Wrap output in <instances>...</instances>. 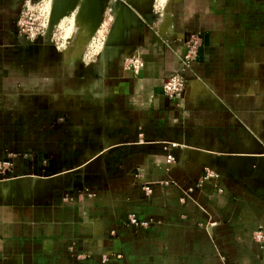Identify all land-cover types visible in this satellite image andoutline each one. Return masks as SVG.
Returning <instances> with one entry per match:
<instances>
[{
  "label": "crops",
  "instance_id": "crops-1",
  "mask_svg": "<svg viewBox=\"0 0 264 264\" xmlns=\"http://www.w3.org/2000/svg\"><path fill=\"white\" fill-rule=\"evenodd\" d=\"M134 13L100 63L17 38L0 0V160L45 177L37 198L0 194V264H264V0ZM175 72L186 87L168 98Z\"/></svg>",
  "mask_w": 264,
  "mask_h": 264
},
{
  "label": "rangeland",
  "instance_id": "rangeland-1",
  "mask_svg": "<svg viewBox=\"0 0 264 264\" xmlns=\"http://www.w3.org/2000/svg\"><path fill=\"white\" fill-rule=\"evenodd\" d=\"M25 1L26 0L19 1L20 2L18 6L19 11L22 9V6L25 4ZM31 1L36 3V2H41L42 0H31ZM56 1L57 0L43 1L47 5L46 8L49 11V16L50 14L52 15L53 13V6ZM119 1L64 0L65 7L67 5V10L65 12V15L60 17V19H58V21L52 27V33L56 34L57 37L55 41L57 43H61L62 39L59 37H61L62 35L64 38L63 51H67L68 53L69 51L76 50L78 48H79L78 51H80L81 48H83V54L80 57V60H85V61L97 60L98 56L103 50V47L105 46V41L108 35L110 34V31H112V28L114 27L112 35L114 34L118 35L121 31V26H122L121 18L126 13L124 12L125 9L121 10V6L122 7L125 6L129 9H132L133 11L139 8H143V0H119ZM59 4H60L59 2H56V7L64 6L62 3L60 4V6ZM167 6L168 5L165 6V9L167 8ZM82 28L84 29L82 30ZM92 38L95 39L94 40L95 43L90 47L89 44L91 43ZM67 41H69V43ZM78 44L83 45L84 47L83 46L81 48L77 47ZM4 177L5 178L0 179V182L3 181L2 182L3 184L9 183L10 181L15 182V185L7 191L0 188V191H2V193L5 194L7 193L9 195H13L18 187L22 189L24 195L26 193H31L32 186L31 185L27 186V184L29 182L30 183L39 182L38 180L29 181V179L27 178H21V179L11 178L12 176H7V175H5Z\"/></svg>",
  "mask_w": 264,
  "mask_h": 264
},
{
  "label": "built area",
  "instance_id": "built-area-1",
  "mask_svg": "<svg viewBox=\"0 0 264 264\" xmlns=\"http://www.w3.org/2000/svg\"><path fill=\"white\" fill-rule=\"evenodd\" d=\"M32 2L31 0H26L25 4L22 6V9L19 11L18 17L15 20V28L17 31V34L20 38L32 41L33 39L37 37H41L44 39L46 30L48 28L49 23V11L46 8V4L43 2ZM169 0H153L152 1V10L155 14L161 15L165 12V6L168 5ZM30 3V4H29ZM31 6V7H30ZM35 6V7H34ZM61 38V37H59ZM57 39L56 34L52 33L51 35V42L56 44L57 48H64V46L61 43H57L55 40ZM62 39V38H61ZM95 39H91V43L89 46L91 47L95 41ZM188 40V38H186ZM188 44V51L184 56V65H187L188 62L191 61L190 57V51L193 48L194 44ZM127 68L132 69L135 73L140 68V61L138 57H136L134 54H129L127 57ZM186 87V80L185 78L180 74V72H175L172 75H170L168 78H166L162 83V92L163 94L168 98H180L183 96L184 89ZM166 160L168 162L173 160V157L171 155H167ZM10 166V162L7 160H0V174L6 175V171ZM212 172L209 170H206V175L211 176ZM146 192H150V189L148 187H144ZM128 222L130 224L136 225V226H142L146 227L148 225V221L143 220H137V218L130 214L128 215ZM254 240L261 243V245L264 243V234L262 231H255L253 233Z\"/></svg>",
  "mask_w": 264,
  "mask_h": 264
},
{
  "label": "water",
  "instance_id": "water-1",
  "mask_svg": "<svg viewBox=\"0 0 264 264\" xmlns=\"http://www.w3.org/2000/svg\"><path fill=\"white\" fill-rule=\"evenodd\" d=\"M57 1H59V0H57ZM116 1H119V0H116ZM149 1H150V8L152 9V1L153 0H149ZM56 2L54 4V6H53V13H52V15L50 14L48 28L46 30V34H45V37H44V40H46L48 43H51V35H52V27H53V25L58 21V19H60V17L65 15V12L67 10V5L65 7L64 0H61V2H60V3H62L64 5L63 7H56ZM129 11L131 13V17L129 16L128 24L124 26V28L122 29L121 34L119 36H115L114 37V35H112L114 27L112 28V31H110V34L108 35V37H107V39L105 41V46L103 47V50L101 51L100 55L98 56L99 62L101 61V58H103V57H104V60L106 62L107 60L118 56V54L120 55V54L123 53V51H124L123 47L125 45L122 42V36L124 35L125 30L128 27L133 25V21L135 20L134 11L132 9H129ZM259 154H260V152H259ZM4 176L5 175L0 174V179L5 178ZM55 176L60 178V175H54V176H48V177H55ZM11 178H17V179L27 178V179H29V181H35V180L42 179V178H45V177H29V176L16 177V176H13ZM11 178H9V179H11ZM58 186H55L53 188H56ZM0 194H3L2 191H0ZM4 196H6V195H4ZM37 197H39V196H37ZM37 197L25 196L23 194V192H22V189H20V187H18L16 192L10 198H13V199H31V198H37Z\"/></svg>",
  "mask_w": 264,
  "mask_h": 264
},
{
  "label": "bare ground",
  "instance_id": "bare-ground-1",
  "mask_svg": "<svg viewBox=\"0 0 264 264\" xmlns=\"http://www.w3.org/2000/svg\"><path fill=\"white\" fill-rule=\"evenodd\" d=\"M92 1V0H91ZM57 2H61V0H59V1H57ZM120 2V1H119ZM92 3V2H91ZM61 4V3H60ZM60 4H59V6H60ZM122 4V3H121ZM86 5V4H85ZM95 5V4H94ZM61 7V6H60ZM83 7V6H82ZM113 8V7H112ZM77 9V8H76ZM121 10H124V7H122L121 6ZM121 14V13H120ZM124 14V13H123ZM82 15V14H81ZM80 15V16H81ZM120 19V18H119ZM122 19V18H121ZM118 22V21H117ZM120 22V21H119ZM122 24V23H121ZM120 26V25H119ZM84 28H82V30H83ZM85 31H87V30H85ZM118 31H120V30H118ZM115 33V32H114ZM86 35V34H85ZM88 35V34H87ZM61 38H62V45H63V42H64V38H63V36L61 35ZM83 39H84V37H83ZM82 39V40H83ZM79 45V46H78ZM77 45V47H82L83 45H80V44H78ZM84 47V46H83ZM74 48H76V47H74ZM73 48V49H74ZM66 50V49H65ZM81 52H82V54H83V48H81V50H80ZM80 52V53H81ZM76 57V56H75ZM74 59V58H73ZM3 182V181H2ZM2 182H0V188L1 189H4V190H7V189H11L14 185H15V182L14 181H10L9 183H5V184H7V185H5V184H3ZM26 182V181H25Z\"/></svg>",
  "mask_w": 264,
  "mask_h": 264
},
{
  "label": "flooded vegetation",
  "instance_id": "flooded-vegetation-1",
  "mask_svg": "<svg viewBox=\"0 0 264 264\" xmlns=\"http://www.w3.org/2000/svg\"><path fill=\"white\" fill-rule=\"evenodd\" d=\"M20 0H2V2H7V4H10L11 8L14 10H16V8L19 6V2ZM12 27H13V30H15V36L19 39H22L18 36L17 34V31H16V28H15V19L12 20ZM24 40V39H23Z\"/></svg>",
  "mask_w": 264,
  "mask_h": 264
}]
</instances>
